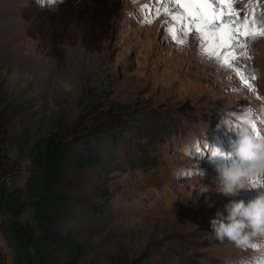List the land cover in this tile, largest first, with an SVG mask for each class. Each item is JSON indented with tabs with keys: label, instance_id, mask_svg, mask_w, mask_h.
Listing matches in <instances>:
<instances>
[{
	"label": "rangeland",
	"instance_id": "374dc122",
	"mask_svg": "<svg viewBox=\"0 0 264 264\" xmlns=\"http://www.w3.org/2000/svg\"><path fill=\"white\" fill-rule=\"evenodd\" d=\"M166 7L184 12L166 0H0V182L23 191L29 148L51 131L79 138L77 148L105 162L71 171L79 193L103 208L76 205L66 220L80 230L77 264H264V238L241 248L211 227L230 199L264 193L259 183L234 197L216 191L217 163L238 159V133L220 126L221 116L231 112L234 127L250 128L242 114L252 109L264 135V36L246 38L248 57L225 64L228 49L204 52L195 26L179 33ZM231 8L264 29V0H232ZM107 111L127 122L95 129ZM212 145L225 155L212 157ZM98 184L109 189L105 199L91 192ZM23 198L19 218L33 224ZM0 252V264H13L1 228Z\"/></svg>",
	"mask_w": 264,
	"mask_h": 264
},
{
	"label": "trees",
	"instance_id": "16d2710c",
	"mask_svg": "<svg viewBox=\"0 0 264 264\" xmlns=\"http://www.w3.org/2000/svg\"><path fill=\"white\" fill-rule=\"evenodd\" d=\"M120 117L119 111H107L94 128L109 130L111 126L125 125L127 121ZM78 140H69L51 131L29 148L33 169L28 175L26 188L23 191L9 189L0 182V228L13 251V264L78 263L83 253L78 238L80 230L66 220L76 205L99 213L103 208L100 202L91 201L89 195L79 193L80 181L71 171L102 166L105 162L98 152L77 148L75 142ZM5 157L0 143V168L5 165ZM91 189L104 199L109 192L108 187L101 184ZM24 194L32 206L33 224L19 218L26 205ZM141 261L133 258L128 264H149Z\"/></svg>",
	"mask_w": 264,
	"mask_h": 264
},
{
	"label": "clouds",
	"instance_id": "9594fccd",
	"mask_svg": "<svg viewBox=\"0 0 264 264\" xmlns=\"http://www.w3.org/2000/svg\"><path fill=\"white\" fill-rule=\"evenodd\" d=\"M261 111L264 112V104ZM242 117L252 121L253 110L248 109ZM220 126L238 133L233 145L234 155L238 159L231 163H217L216 191L225 197H234L241 190L255 188L256 183L264 186V138H257L248 126L234 127L231 112L221 116ZM217 152L223 153L212 145L211 156L223 157L216 155ZM201 175L204 174L201 172ZM204 192H208V187ZM211 227L218 241L228 240L241 248L254 247V238H264V193L247 202L230 199L223 211H217L211 219Z\"/></svg>",
	"mask_w": 264,
	"mask_h": 264
},
{
	"label": "snow or ice",
	"instance_id": "6c2138e0",
	"mask_svg": "<svg viewBox=\"0 0 264 264\" xmlns=\"http://www.w3.org/2000/svg\"><path fill=\"white\" fill-rule=\"evenodd\" d=\"M49 4H54L57 0H47ZM172 5H179L184 9V12H171L169 8H164L168 12L172 20L181 24L179 33H184L185 28L191 31L189 25H194L196 30L201 34V38L208 42V47L202 50L210 55L215 54L220 56V49L226 48L228 52L224 54L223 63L237 61L240 55L248 57V44L246 38L255 39L259 36H264V29L255 26V20H252V26L249 27V16L247 13L241 18L240 12L231 8L232 0H166ZM40 3H45V0H40ZM221 5H228V10L225 11ZM159 12H157V15ZM146 23H151L152 18L146 17ZM173 38L178 39V30L173 27L170 29ZM179 43L183 44L186 41L179 39ZM237 49H243L242 52H237ZM255 78L254 76L252 77ZM245 124H249L254 135L257 138H264V135L258 130L255 123L244 120ZM222 155L223 153H215ZM254 247L257 245L254 244ZM259 264V262H257Z\"/></svg>",
	"mask_w": 264,
	"mask_h": 264
}]
</instances>
